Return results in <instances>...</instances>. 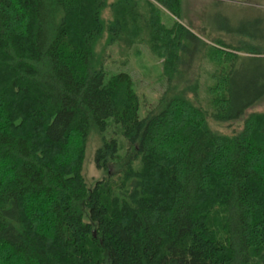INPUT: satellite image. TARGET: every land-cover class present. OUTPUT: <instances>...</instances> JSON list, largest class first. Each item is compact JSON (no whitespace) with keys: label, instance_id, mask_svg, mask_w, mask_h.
<instances>
[{"label":"trees","instance_id":"16d2710c","mask_svg":"<svg viewBox=\"0 0 264 264\" xmlns=\"http://www.w3.org/2000/svg\"><path fill=\"white\" fill-rule=\"evenodd\" d=\"M180 15L181 0H0V264H264V113L246 114L264 98V51L242 58L245 84L239 56L215 51L228 66L210 113L184 86L139 119L131 77L105 81L103 39L144 43L169 84L187 83L201 42ZM108 119L126 153L100 135L107 176L88 188L87 139Z\"/></svg>","mask_w":264,"mask_h":264},{"label":"rangeland","instance_id":"374dc122","mask_svg":"<svg viewBox=\"0 0 264 264\" xmlns=\"http://www.w3.org/2000/svg\"><path fill=\"white\" fill-rule=\"evenodd\" d=\"M108 14L106 11L105 15ZM161 19L167 27L171 26L172 20L169 16L164 14ZM180 19V23L201 42V46L193 54L185 53L182 70L184 69L187 83L184 85L177 78L168 83L163 76L162 61L154 57L144 43L122 49L117 44L105 46L103 39L95 49L100 58H103L105 81L119 73L131 77L139 102V119H143L150 112L161 110L171 96L181 92L184 86H196L195 90L186 91V100L209 113L212 112L213 76L215 71L228 66L227 61L224 62V56H220V52L215 54V51L223 49L239 56L236 64L237 79L243 84L246 83V77L254 63L250 64L242 58L252 50L264 51V0H181ZM180 85L182 86L179 87ZM251 113H264V98L246 112ZM208 124L212 130L230 135L241 129L242 120L219 124L209 119ZM100 135L105 140L114 139L118 142L120 157L126 153L125 139L112 119L107 120L103 133L92 131L87 139L81 170L88 188L97 181L105 180L107 176L106 172L98 170L95 165L94 156L101 145Z\"/></svg>","mask_w":264,"mask_h":264}]
</instances>
